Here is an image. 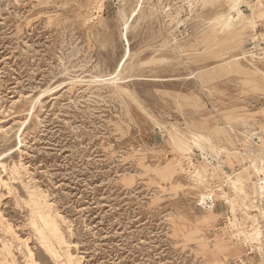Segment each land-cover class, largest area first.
Returning <instances> with one entry per match:
<instances>
[{
    "label": "rangeland",
    "instance_id": "374dc122",
    "mask_svg": "<svg viewBox=\"0 0 264 264\" xmlns=\"http://www.w3.org/2000/svg\"><path fill=\"white\" fill-rule=\"evenodd\" d=\"M0 178V264H264V0H0Z\"/></svg>",
    "mask_w": 264,
    "mask_h": 264
},
{
    "label": "bare ground",
    "instance_id": "6f19581e",
    "mask_svg": "<svg viewBox=\"0 0 264 264\" xmlns=\"http://www.w3.org/2000/svg\"><path fill=\"white\" fill-rule=\"evenodd\" d=\"M141 1V0H140ZM135 13V12H134ZM238 13H240V11H238ZM125 26V29H126V27H127V22L125 21V24H124ZM125 33V32H124ZM125 36V35H124ZM120 66V65H119ZM116 74L112 77V78H109V79H107V80H116ZM30 113V112H29ZM194 136H196L195 134H193ZM193 136V138H195ZM20 143V142H19ZM15 170V169H14ZM18 171V170H17ZM17 173V172H16ZM1 179V178H0ZM35 196V195H34ZM34 198V197H33ZM36 198V197H35ZM37 198H39V197H37ZM28 203V202H27ZM46 203V202H45ZM43 204V206H42V203L40 204V202H38V200H35V201H33V204L37 207V215H38V217L42 220V229L41 228H37V232H38V234H39V236H40V239L41 240H43L42 241V244H43V246H44V239H46L45 240V242L46 241H48L47 240V238H46V235L48 234L51 238H53L55 241H56V243L57 244H62V243H65V241L63 240V238H61V237H63V236H61V234L59 233V228H58V226L56 225V220H55V218L49 213V206H48V204ZM44 231V232H43ZM8 232V231H7ZM61 232V231H60ZM51 242V241H50ZM47 244V243H46ZM49 244V243H48ZM58 245V246H59ZM5 246V245H4ZM46 247V246H45ZM47 249L49 250V252H51V254H52V256L54 257H57V253H56V251L57 250H54V247H53V245L52 244H49V245H47ZM8 251H10V250H8ZM7 252V251H6ZM11 252V251H10ZM10 252H8V255H9V257L11 258L10 260V262H12V263H14L15 264V260H14V256H13V254L12 253H10ZM28 252H29V260H30V263L29 264H36L37 262L35 261V258H34V255H33V253L30 251V250H28ZM7 254V253H6ZM68 255V258H69V264H70V262L72 261L71 260V256H70V254L69 253H67ZM7 256V255H6ZM62 258V257H61ZM6 260V259H5ZM71 260V261H70ZM38 264V263H37Z\"/></svg>",
    "mask_w": 264,
    "mask_h": 264
}]
</instances>
